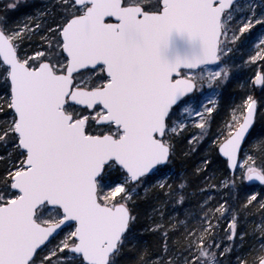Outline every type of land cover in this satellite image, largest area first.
Wrapping results in <instances>:
<instances>
[{"label": "snow or ice", "instance_id": "1", "mask_svg": "<svg viewBox=\"0 0 264 264\" xmlns=\"http://www.w3.org/2000/svg\"><path fill=\"white\" fill-rule=\"evenodd\" d=\"M254 26L264 28V0L259 7L257 0H57L24 24L0 18L8 89L0 96V264H249V235L258 231L264 241V185L219 202L209 159L197 169L209 171L198 209L184 213L191 222L169 216L159 197L187 202L188 182L175 190L168 183L177 138L198 126L190 139L202 140L216 107L215 97L211 106L205 99L181 116L197 81L200 88L205 78L210 86L226 81L237 50L254 52L247 62L264 68V33L255 37ZM174 35L186 41L183 49ZM252 80L264 90V71ZM261 109L264 91L249 94L228 121L219 151L233 168L246 157L239 181L225 177L229 192L264 182ZM253 206L261 222L250 233ZM142 217L150 226H140ZM149 231L159 235L158 248L140 235ZM249 247L251 264H264V243Z\"/></svg>", "mask_w": 264, "mask_h": 264}, {"label": "rangeland", "instance_id": "2", "mask_svg": "<svg viewBox=\"0 0 264 264\" xmlns=\"http://www.w3.org/2000/svg\"><path fill=\"white\" fill-rule=\"evenodd\" d=\"M3 1V0H0ZM149 3L152 2V0H148ZM57 3V0H17L15 4L8 3L7 7L8 10L6 13L0 14V18H6L9 24L11 25H17V24H24L27 22V18L34 17L37 12L40 13H45L46 9L49 8V6L54 5ZM15 5V7H13ZM2 6V5H1ZM3 7V6H2ZM257 7H259V0H257ZM18 12L16 16H10L11 13ZM3 15V16H1ZM50 26V25H49ZM255 27V33L254 36L259 38L262 33H264V28H261L259 26H254ZM43 29L41 32H39L34 39L36 40V43L39 44V35H42ZM255 41L252 42L254 44ZM32 44V41H25V47H28ZM252 45H249L251 47ZM39 50V48H37ZM254 52L248 51L247 49L245 50H237L233 54V59L226 61V63L232 65L229 71V77L226 81L219 82L218 84L210 86L208 84V80L205 78L203 80V87L200 88L201 81L198 80V88L197 92L198 95L186 102L185 105H181L180 113L182 117H189L192 116L191 113L184 111L185 108L191 107L197 111L199 109L197 108V103L198 102H203L205 99H207L210 103L208 106H211V101L213 97H215V103L216 107L213 111L212 114H210V122H209V128L208 130L204 133V138L202 140H199L197 143H192L191 142V136L196 135L197 131H199L198 126H190L186 132H184L183 136H178L177 138V149L181 148L184 150V153H187L188 155L192 156V159H196L194 162V168L197 170L198 168L201 167V162L203 160H209V159H214L212 153L215 151L217 152V146L226 138L227 133H228V121L232 120L233 118V109L237 110V113L241 110L242 108V103L243 100L247 98V96L250 94L249 91L253 87V80L252 77L256 75L258 70H261V64L259 61L253 62V63H248L247 62V57L250 55H253ZM205 73H207L208 69H203ZM262 71V70H261ZM87 74V73H86ZM228 81H233L234 84H238L239 90H246V93L240 92L239 95L236 96L235 101L232 100L230 101V107L227 111V114L224 118L222 119H216L214 118L213 114L220 108V100L221 96L224 94V88L228 84ZM262 87L256 88L259 92ZM179 118V117H178ZM195 118V117H193ZM206 119H209V117H206ZM246 159L245 155L242 153L241 159L238 164V171L235 174V178L239 181L240 179V168L242 167V162ZM172 168V167H171ZM175 175L173 168H172V176ZM161 177H155L152 180H148V184H154L156 179H160ZM169 184H171L169 182ZM254 184L253 188L250 189L248 195H251L252 191H255L257 193L261 192V187L264 185V182L259 184V183H250ZM249 184V185H250ZM147 186V185H145ZM221 186L225 187V178L221 180L220 187L217 189L219 190ZM204 188V187H203ZM201 188V189H203ZM142 192L144 193V187L142 186L140 188ZM214 190V189H213ZM215 193V191H213ZM122 195V193L117 194ZM223 194L219 196V198H222ZM225 200H222L220 202H224ZM228 202L231 204L232 201L231 199L228 200ZM175 207V206H174ZM248 217V222L245 224L246 230H248L251 233V229L254 227L255 224H259L261 222V211L258 207L253 206L252 208L248 209V212L246 213ZM230 218V217H228ZM222 219L219 223H222V221L226 222V227L225 230L223 231L224 234L227 232L228 229V223L227 219ZM218 226V227H219ZM67 230V229H66ZM224 234H220L219 236L217 235V240H221L224 238ZM259 237V232L257 231L255 234V237H253L251 234L249 235V239L252 243H264V241H259L257 238ZM223 251V249H221Z\"/></svg>", "mask_w": 264, "mask_h": 264}, {"label": "trees", "instance_id": "3", "mask_svg": "<svg viewBox=\"0 0 264 264\" xmlns=\"http://www.w3.org/2000/svg\"><path fill=\"white\" fill-rule=\"evenodd\" d=\"M16 1L17 0L0 1V14L7 12L8 3L15 4ZM18 12L16 11L15 13H11L10 16L11 17L16 16ZM261 70L264 71V68L261 67ZM227 83L228 84L224 88V94L221 96V100L219 103L220 108L213 114L214 118L216 119H222L226 116L227 111L230 107L229 103L231 101V98L232 100L235 101L236 96L239 95L240 92L246 93V90H244V88L243 90L241 89L239 90L238 84L236 83L234 84L233 81H228ZM7 90L8 89L4 84L3 77L0 76V96H2ZM262 91H264L262 90V88L259 92L257 89L252 87L249 93L259 98L260 95L262 94ZM261 112H264V109H261V111L258 112V115H257V128L258 129L261 126H264V120L261 119ZM4 115H5L4 112H0V120L4 119ZM183 152L184 150L181 148H178L176 151L173 164L171 165L175 175H173V179H170L168 183L170 182L173 190H175L178 188L181 180H186L188 182V185L183 194L187 197V202L183 203V205L181 206L178 201L172 202L171 197L166 194H161L159 199L162 200L166 204L167 214L169 216L175 215V216H178L180 220H189V222H191V218L186 217L184 215L185 210L196 211L198 209L199 201L202 198V193L199 190L204 187L205 178L209 176V171L202 170L203 174H201L200 172H197V170H195L194 168V162L196 161V159L195 160L192 159L191 155H188L187 153L183 154ZM252 154L255 155V151ZM212 155L214 159H210V160L213 161L214 163L210 165V171L214 175H213V178L210 180V182L212 184H217V188L213 190L215 191L216 199L220 202L222 200H229V197H231V201L233 203V201L235 200L238 194L242 196H247L249 191L246 193H240L238 189H234L233 191L229 192L227 186L223 187L222 189L220 188L219 190H217L220 187V183L223 178L225 177L231 178L233 175L229 174L226 168L225 161L219 157L217 152L214 151ZM257 166H259V157H257ZM152 179L153 178H149V180H152ZM244 183L249 185V183H247L246 181H244ZM253 186L254 184H250V189H254ZM221 194H223V197L219 198ZM133 199L137 200V197H134ZM242 202L243 201H241V203ZM137 207L140 209H143L144 207V193L142 192L141 189H139V199L137 200ZM140 226L141 227L150 226V223L147 220H145L144 217H142ZM225 227H226V222L222 221V223L217 229L218 236L220 234H222L223 236L224 234L223 231L225 230ZM140 235L143 237L144 240L148 241L149 244H151L154 248L159 247L161 242H160V238L158 234L153 235L149 231V232H142L140 233ZM176 235H179V232H177ZM251 244L252 242L249 239L248 243L244 245V251L248 253L246 258L249 261V264H251V249L249 247V245ZM135 256H136L135 253L129 252L126 258L134 259Z\"/></svg>", "mask_w": 264, "mask_h": 264}, {"label": "water", "instance_id": "4", "mask_svg": "<svg viewBox=\"0 0 264 264\" xmlns=\"http://www.w3.org/2000/svg\"><path fill=\"white\" fill-rule=\"evenodd\" d=\"M185 44H186V41L184 40V38L179 37V36H175V35H174V37H173V46H174V47H175V46H180L181 49H183V47L185 46ZM253 84H254V83H253ZM254 86L256 87V86H260V85L255 84ZM222 142H223V141H222ZM222 142H221V143H222ZM219 145H220V144H219ZM219 145L217 146V147H218V149H217V151H218V155L226 161V168L228 169L230 175L235 174L238 168H237V167H236V168H233L231 165L227 164V159H228V158H227L226 156H224V154H223L222 152L219 151ZM240 158H241V157H240V155H239V157H238V161H237V166H238V163H239ZM248 182H250V181H248ZM254 182H259V183H261V181H259V180H254Z\"/></svg>", "mask_w": 264, "mask_h": 264}]
</instances>
